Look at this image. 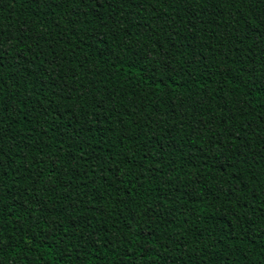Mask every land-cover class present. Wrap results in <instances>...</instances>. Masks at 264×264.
<instances>
[{"label":"trees","instance_id":"obj_1","mask_svg":"<svg viewBox=\"0 0 264 264\" xmlns=\"http://www.w3.org/2000/svg\"><path fill=\"white\" fill-rule=\"evenodd\" d=\"M0 264H264V0H0Z\"/></svg>","mask_w":264,"mask_h":264}]
</instances>
